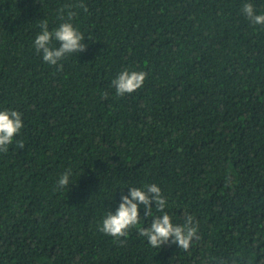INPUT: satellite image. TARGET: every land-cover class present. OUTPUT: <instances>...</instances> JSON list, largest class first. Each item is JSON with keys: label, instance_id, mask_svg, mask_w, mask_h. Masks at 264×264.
Wrapping results in <instances>:
<instances>
[{"label": "trees", "instance_id": "trees-1", "mask_svg": "<svg viewBox=\"0 0 264 264\" xmlns=\"http://www.w3.org/2000/svg\"><path fill=\"white\" fill-rule=\"evenodd\" d=\"M246 2L264 14V0H0V110L23 121L0 153V264H264V26ZM65 5L87 50L58 70L34 40ZM125 69L147 77L120 97ZM150 184L174 224L198 222L188 251L138 234L155 203L122 243L99 230Z\"/></svg>", "mask_w": 264, "mask_h": 264}, {"label": "clouds", "instance_id": "clouds-1", "mask_svg": "<svg viewBox=\"0 0 264 264\" xmlns=\"http://www.w3.org/2000/svg\"><path fill=\"white\" fill-rule=\"evenodd\" d=\"M73 7V5H65L59 9V19L63 22L51 31L47 20L42 19L39 25L41 31L34 40L35 51L42 54V59L46 64L58 66V70H62L63 64L60 62L66 56L87 50L85 37L70 22L76 14L72 10ZM78 7L83 8L85 12L88 10L83 3H80ZM241 12L253 25L264 26V14H257L252 3H244ZM53 40L58 42V47L52 46ZM146 77L147 73L143 71L125 69L111 81V87L115 89L117 96L122 97L140 89ZM22 128V114L19 111L0 110V153L8 151V146L13 143ZM17 144L21 149L25 147L22 141H17ZM71 176L70 169L65 171L57 181V188L62 190L69 186ZM153 203H155V209L163 215L156 216L149 227L140 228L138 234L154 248H162L169 244L177 245L180 249L188 251L193 241L198 239V222L194 216L185 214L182 224H174L165 212L167 199L156 184L145 185L143 188L131 187L130 195H122L115 213L112 211L107 213L99 230L122 243L121 238L127 237L129 230L140 222V205L144 206L145 216L148 217L153 214ZM203 264H239V261L237 258L229 261L211 257L203 261Z\"/></svg>", "mask_w": 264, "mask_h": 264}]
</instances>
